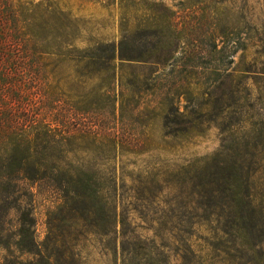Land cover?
Wrapping results in <instances>:
<instances>
[{
    "label": "trees",
    "instance_id": "trees-1",
    "mask_svg": "<svg viewBox=\"0 0 264 264\" xmlns=\"http://www.w3.org/2000/svg\"><path fill=\"white\" fill-rule=\"evenodd\" d=\"M45 1L0 0V29L8 19L16 20L17 25L24 18L28 33L23 27L18 29V39L30 36L34 40L31 44L37 47L42 24L49 20L47 14L56 15L42 9ZM99 1L118 6L120 38L116 42L90 39L84 48H74L77 37L71 31L76 20L61 14L67 48L62 53L82 64V77L95 84V90L84 94L82 105L75 108L78 114H91L98 122L150 118L161 122L166 135L180 139L197 127L196 119H192L196 112L185 113L184 101L194 103L210 96V100L216 97L213 105L224 100L230 107L235 101L252 106L264 100V44L259 37L252 46L261 51L246 61L244 47L237 66L242 68L230 72L238 47L228 34L217 30L209 34L211 55L195 46L199 44L198 31L180 26L175 13L160 2ZM217 41L223 44L219 50ZM215 55L225 57L227 64L220 68L212 60L211 68L203 66L204 58ZM125 65L142 73L134 71L123 81ZM257 66L260 70L252 71ZM255 79L259 80L258 89L254 88ZM217 80H222L221 84L211 93ZM56 101L51 96V102ZM28 121V117H14L8 111L0 116V248L8 252L3 264H79L80 243L88 235L105 232L112 236L113 245L117 242L122 224L117 195L120 179L114 169L106 167L117 159L107 153L115 144L125 143L99 125L78 139L62 135L40 120L26 127ZM261 123V136L243 132L237 139L242 160L227 162L226 166V161H216V169L207 176L203 173L199 184L201 194L212 205L209 207L225 219L222 229L226 235L238 241L235 250L241 253L239 264H260L264 258V189L251 180L258 168L243 159L264 151V117ZM34 187L55 193L61 200L46 215L47 233L41 243L36 240L34 217L27 209L35 196ZM12 213L16 226L10 232ZM249 252L253 255L242 263ZM23 256L29 258L24 260Z\"/></svg>",
    "mask_w": 264,
    "mask_h": 264
},
{
    "label": "rangeland",
    "instance_id": "rangeland-1",
    "mask_svg": "<svg viewBox=\"0 0 264 264\" xmlns=\"http://www.w3.org/2000/svg\"><path fill=\"white\" fill-rule=\"evenodd\" d=\"M155 1L173 11L180 26L198 31L199 44L195 46L200 49L211 53L209 34L212 31L228 34L238 47L234 63L229 65L230 72L242 68L237 66L244 47L246 61L253 60L256 51H261L252 45L256 44L257 37L264 44V0ZM42 9L55 11L56 15L47 14L49 20L42 24L37 47L31 44L34 40L30 36L18 39V29L23 27L28 33L24 18L17 25L16 20L8 19L0 29V116L8 111L14 117H28L26 127L33 121H44L62 135L78 139L87 129L93 131L99 125L107 134L125 143L115 144L107 153L117 157L106 167L114 169L120 179L117 195L122 224L118 227L117 242L113 245L112 236L105 232L88 235L80 243L79 264L241 263V253L235 250L238 241L226 235L222 229L225 219L209 207L212 205L201 194L203 188L199 184L203 173L207 176L211 169H216V161H226V166L227 162L242 160L237 139L243 132L261 136L258 129L263 128L264 100L255 101L252 106L235 101L230 107L224 100L213 105L216 97L210 100V96L194 103L184 101L185 113L196 112L192 119H196L197 127L180 139L166 135L161 122L150 118L125 117L120 121L98 122L91 114L80 115L75 108L82 105L84 94L95 90V84L82 77V64L72 59V55H63L67 48L61 14H70L76 20L71 32L77 37L73 47L79 49L90 39L118 41V6H108L99 0H47ZM222 46L217 41V50ZM212 60L220 68L228 61L222 55H215L204 58L201 63L211 68ZM124 68L123 81L134 71L142 73L128 65ZM259 70L257 66L252 71ZM143 73L147 75V70ZM237 77L238 73H234V78ZM221 81L215 82L211 93ZM258 81L255 79V89ZM248 83L254 84L251 80ZM51 96L58 101L52 103ZM243 159L251 160L258 168L251 180L264 189V151L254 158L247 155ZM32 191L35 196L27 209L34 217L36 240L41 243L47 233L46 215L61 200L49 191L36 187ZM8 222V230L14 231L13 213ZM7 255L0 248V264ZM251 255L252 252L247 253L242 263ZM260 264H264V258Z\"/></svg>",
    "mask_w": 264,
    "mask_h": 264
}]
</instances>
